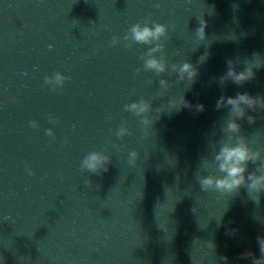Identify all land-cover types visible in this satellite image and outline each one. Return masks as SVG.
<instances>
[{"label": "water", "instance_id": "1", "mask_svg": "<svg viewBox=\"0 0 264 264\" xmlns=\"http://www.w3.org/2000/svg\"><path fill=\"white\" fill-rule=\"evenodd\" d=\"M155 23L167 35L131 38ZM241 92L264 98V0H0V264H240L259 192L200 181L226 175L233 118L264 157V108L217 107ZM92 152L107 170L84 165Z\"/></svg>", "mask_w": 264, "mask_h": 264}, {"label": "clouds", "instance_id": "2", "mask_svg": "<svg viewBox=\"0 0 264 264\" xmlns=\"http://www.w3.org/2000/svg\"><path fill=\"white\" fill-rule=\"evenodd\" d=\"M198 34L201 38L205 36V24L202 21L201 27L198 29ZM167 35V26L160 23H155L154 25L149 24H135L131 28V38L139 42H151L152 40H159L162 36ZM161 44H157L155 48L150 49L151 52H155L162 48ZM206 58V57H204ZM203 59V58H202ZM231 63V62H230ZM146 67L154 69L157 72H163L166 70V63L157 58L156 56H150L145 61ZM181 77L187 74L188 78H194L198 69L190 63H184L180 67ZM255 76V71L252 67H246L243 70H237L235 67L230 66L226 76L224 78L230 77L235 83L241 84L247 80L253 79ZM68 79L62 73H56L54 78H48V82L56 85L63 86L65 80ZM162 85H166L165 80H161ZM225 105H230L234 117H245L250 122H255V116L248 114V109H256L257 106L264 108V98H258L252 96L247 92L238 93L236 96L220 97L217 102V107L222 108ZM131 110L137 113H142L148 110L149 105L145 101H140L133 103L128 106ZM200 110H203L204 106H197ZM53 118L54 117H50ZM31 126L34 128L39 127V123L35 120L31 121ZM230 133H235L236 140L235 144L226 143L222 145L220 151L216 154V159L220 162L219 168L221 171L225 172L226 175L222 177L206 176L200 181L201 186L204 190H219L232 192L236 191L243 185H247L250 191L260 192L264 191V157L260 150H253L247 143L245 137L240 135L242 131L241 124L235 119H231L227 124V129ZM125 129H121V132ZM47 133L50 136H54V130L49 128ZM132 157L134 158L137 154L133 152ZM108 157L102 153L92 152L90 153L85 161L84 165L92 170L99 171L101 169L107 170ZM248 161H261L257 168L260 170L258 172H248L247 162ZM261 252L264 253V237H258ZM227 260V257H224ZM254 264H264V255L259 257L253 256Z\"/></svg>", "mask_w": 264, "mask_h": 264}]
</instances>
